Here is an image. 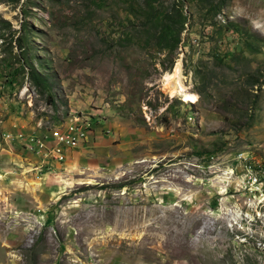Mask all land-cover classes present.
<instances>
[{
	"label": "rangeland",
	"instance_id": "1",
	"mask_svg": "<svg viewBox=\"0 0 264 264\" xmlns=\"http://www.w3.org/2000/svg\"><path fill=\"white\" fill-rule=\"evenodd\" d=\"M0 264H264V0H0Z\"/></svg>",
	"mask_w": 264,
	"mask_h": 264
},
{
	"label": "built area",
	"instance_id": "2",
	"mask_svg": "<svg viewBox=\"0 0 264 264\" xmlns=\"http://www.w3.org/2000/svg\"><path fill=\"white\" fill-rule=\"evenodd\" d=\"M75 121H78V120H75ZM76 124L69 126L67 128L68 133L64 131L53 132L50 136H48L49 138H52L56 142L57 141L59 142L60 148L59 147L57 148L58 149L57 152H59L60 154V157H59L60 160L62 158L61 155L63 154L64 149H66V147L72 146L74 148H77L79 141L86 138L83 128L77 127ZM44 145H45V138L39 140L40 151L43 149ZM47 154L48 153H45V156H47ZM48 167H50L49 163L43 166L44 169H47Z\"/></svg>",
	"mask_w": 264,
	"mask_h": 264
},
{
	"label": "bare ground",
	"instance_id": "3",
	"mask_svg": "<svg viewBox=\"0 0 264 264\" xmlns=\"http://www.w3.org/2000/svg\"><path fill=\"white\" fill-rule=\"evenodd\" d=\"M181 63H179L175 69L174 74L167 77L169 81L168 86L171 94H180L187 102H195L197 97L186 91L185 86L181 82ZM166 80V79H165Z\"/></svg>",
	"mask_w": 264,
	"mask_h": 264
},
{
	"label": "trees",
	"instance_id": "4",
	"mask_svg": "<svg viewBox=\"0 0 264 264\" xmlns=\"http://www.w3.org/2000/svg\"><path fill=\"white\" fill-rule=\"evenodd\" d=\"M169 31L167 29L161 30L159 35V41L163 42L164 40H167L169 37Z\"/></svg>",
	"mask_w": 264,
	"mask_h": 264
}]
</instances>
